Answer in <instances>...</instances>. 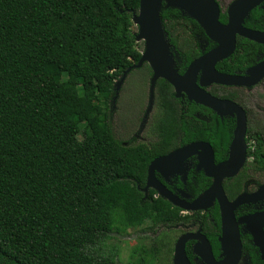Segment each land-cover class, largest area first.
<instances>
[{
    "label": "trees",
    "instance_id": "16d2710c",
    "mask_svg": "<svg viewBox=\"0 0 264 264\" xmlns=\"http://www.w3.org/2000/svg\"><path fill=\"white\" fill-rule=\"evenodd\" d=\"M138 4L0 0V264H113L87 251L111 232L186 221L154 190H141L149 162L178 138H198L202 126L181 112L172 85L155 82L156 145H122L109 123L114 85L141 56L132 30ZM160 17L184 54L181 70L197 55L182 24L196 23L163 5ZM243 42L229 64L242 61ZM135 72L152 74L144 63L125 84Z\"/></svg>",
    "mask_w": 264,
    "mask_h": 264
},
{
    "label": "flooded vegetation",
    "instance_id": "af4514ba",
    "mask_svg": "<svg viewBox=\"0 0 264 264\" xmlns=\"http://www.w3.org/2000/svg\"><path fill=\"white\" fill-rule=\"evenodd\" d=\"M214 1L218 6L219 22L222 24H226L229 17V6L234 0ZM180 12L182 16L186 15L196 23V27L192 26V28L196 30H191V26L187 27L185 24L179 22V24L184 25L183 28L186 29L185 34L187 36H193L195 40V49L197 50V55L193 57L189 62H186V64L180 70V67H178L176 64L184 62V54L182 51H178L175 46L170 43L169 38H167L171 45L170 53L172 55L174 67H176L178 69V72L182 74L192 60L213 49L216 46V42L210 39L199 22H197L186 13L182 11ZM242 26L246 29L264 32V0H259L246 13V15L243 17ZM165 32L166 34H168L167 31ZM239 39H244L246 41L243 42L242 47L239 48V52L242 53L240 54V57L243 59L241 62L229 64L228 59L235 53L237 42ZM247 40L253 43H248ZM247 44L249 45L247 46ZM184 49V51L187 50V48ZM263 60L264 43H259L236 34L233 52L225 58L216 61L214 63V68L217 72L222 74L246 76L250 67ZM151 75L148 78V83L150 81ZM200 76L201 70L196 74V83L199 85ZM138 77L140 78V74L137 75V79ZM137 79V83L140 84L142 80L140 79L138 81ZM263 80L264 77H262L258 82L251 86L223 84L214 81L206 85H201V87L212 96L221 100H229L236 103L239 107L242 108L246 117V146L244 161L242 162L241 166L238 167L234 174L223 177L221 181L224 194L229 201L234 200L238 195L242 193H254L259 189L261 185L264 184V157H261L262 155H264V121L261 115V111L258 109L256 111L252 108L253 106L251 107L249 105V102L253 98V96L250 95L249 91L256 85L261 83ZM174 96L179 99V107L181 112H190L191 115L198 121L199 124L201 123L202 126L198 127V138L186 142H183L182 138H178V140L175 141V143L177 144L173 148L169 149V151L165 153L156 155L155 157L167 154L170 151L185 144L198 141L206 142L210 145L214 164L227 161L230 156V145L233 138L234 128L236 126V116L234 114L220 115L212 108L195 102L193 99H190L185 93L176 96L174 91ZM145 106V112H147L145 113L146 119L147 115L149 116V114L153 109H155V107L157 108V113L155 111L154 115H157L159 113L154 91L152 98H150L149 84ZM156 115L154 116L153 120L155 139L146 143L140 142L133 144H145L147 147H152L157 144L158 134L155 128ZM224 130L230 133V135L225 136L227 139L224 140L223 137H220L218 142L215 141L217 134L221 133L223 135ZM257 138L261 139V147L259 151H256L258 142L256 140ZM250 140L253 141V146L250 145ZM121 144L126 146L132 143H130L129 139H125L121 142ZM199 152H201V149H198V153H194L187 157L183 161L181 168L177 172L168 175L167 178H164L157 172L155 173L156 178L162 184H164V186L168 190H170L173 194L186 202H191L197 196H199L205 189H207L211 185L213 180L212 177H209L205 174L204 169L201 166ZM151 189L155 191L153 193L154 197L160 196L155 189L148 188L146 194L142 191L144 193V197L148 196V192ZM170 204L172 208H176L180 217H184L186 221L177 222L176 224L159 223L150 228L149 225L148 229L152 233H155L156 231L159 232L161 228H174L177 230L175 242L177 238L183 233L198 232V239H189L185 244V251L191 264H208L202 257V255H206V247L204 246L200 238H205L211 251V256L215 262L227 263L232 261L236 253V241L238 239V242L240 244V254L236 264H264V260L261 258L260 249L254 242V236L250 230L248 222L246 220H242V218L248 217L255 213H264V198H260L255 201L243 202L234 208L233 215L236 221L237 228V230L235 229V231L232 229L231 225H226V228L224 229L221 220V211L217 199H214L208 207L197 210H186L172 203ZM257 226L264 234V222L261 220L258 221ZM196 244H198V253L194 251V246ZM251 252L254 254V256H252ZM257 258L259 259V261H257Z\"/></svg>",
    "mask_w": 264,
    "mask_h": 264
},
{
    "label": "water",
    "instance_id": "95a60500",
    "mask_svg": "<svg viewBox=\"0 0 264 264\" xmlns=\"http://www.w3.org/2000/svg\"><path fill=\"white\" fill-rule=\"evenodd\" d=\"M258 1L234 0L229 6L228 22L222 24L218 20V6L214 0H139L137 11L132 14V21L138 25L135 41H143V51L138 61L125 69L119 79V84H121L129 70L139 68L147 62L152 70L149 81L150 98L153 95L155 82L157 79L163 78L173 86L176 96L185 93L190 99L212 108L220 115L234 114L236 116V126L227 161L214 164L212 150L208 143L191 142L152 159L147 166L146 181L142 188L145 194L148 188H153L161 197L186 210L206 208L214 199H217L224 229L226 225H231L234 231L237 230L233 215L234 208L243 202L264 198V184L254 193H242L232 201L226 198L221 181L223 177L234 174L244 161L246 117L242 108L236 103L212 96L201 85L214 81L223 84L251 86L264 77V60L250 67L246 76L222 74L214 68L216 61L233 52L236 34L264 43V32L246 29L242 26L243 17ZM162 5L177 8L195 19L204 28L210 39L216 42L213 49L192 60L182 74L174 67L170 53L171 45L160 17ZM200 70L199 85L196 83V74ZM198 149H201L199 152L201 166L205 174L212 177L213 180L211 185L199 196L191 202H186L168 190L156 178L155 173L157 172L167 178L168 175L181 168L187 157L198 153ZM242 220L248 222L254 236V242L259 247L261 258L264 260V234L257 226L258 221L264 222V213H255L242 218ZM198 237V232H186L177 238L174 244L172 264H191L185 251V244L189 239H198ZM200 239L206 247V255H202V257L208 264H236L240 254L238 239L234 259L227 263L215 262L205 238ZM194 251L198 253V244L194 246Z\"/></svg>",
    "mask_w": 264,
    "mask_h": 264
},
{
    "label": "rangeland",
    "instance_id": "374dc122",
    "mask_svg": "<svg viewBox=\"0 0 264 264\" xmlns=\"http://www.w3.org/2000/svg\"><path fill=\"white\" fill-rule=\"evenodd\" d=\"M133 32H138V25L133 23ZM139 51L143 50V41L136 40ZM141 74V72L139 73ZM138 72L132 74L127 84L125 80L115 83V90L109 100V123L115 137L120 141L129 139L130 143L149 142L155 139L153 129L154 113L157 108L145 117L148 93V77L137 83ZM138 81L140 78L138 77ZM119 87V88H118ZM253 96L249 105L261 111L264 121V80L249 91ZM258 113V112H257ZM250 140V145L253 146ZM148 222L139 227H129L122 234L111 232L100 243L87 251L93 261L112 259L113 264H171L173 246L177 235L174 228H161L152 233Z\"/></svg>",
    "mask_w": 264,
    "mask_h": 264
}]
</instances>
